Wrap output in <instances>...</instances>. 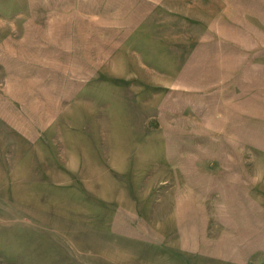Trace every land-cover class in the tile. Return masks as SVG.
Returning a JSON list of instances; mask_svg holds the SVG:
<instances>
[{"label":"rangeland","instance_id":"1","mask_svg":"<svg viewBox=\"0 0 264 264\" xmlns=\"http://www.w3.org/2000/svg\"><path fill=\"white\" fill-rule=\"evenodd\" d=\"M0 264H264V0H0Z\"/></svg>","mask_w":264,"mask_h":264}]
</instances>
